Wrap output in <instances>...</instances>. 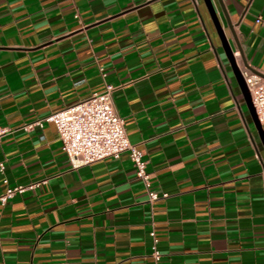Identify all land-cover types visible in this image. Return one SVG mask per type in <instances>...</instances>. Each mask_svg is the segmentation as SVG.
I'll return each mask as SVG.
<instances>
[{"label": "crops", "instance_id": "obj_1", "mask_svg": "<svg viewBox=\"0 0 264 264\" xmlns=\"http://www.w3.org/2000/svg\"><path fill=\"white\" fill-rule=\"evenodd\" d=\"M212 1L264 77V0ZM105 82L154 201L128 151L72 166L34 122ZM0 125V193L44 179L0 203V264H154L151 229L158 264H264V146L204 0H0Z\"/></svg>", "mask_w": 264, "mask_h": 264}, {"label": "built area", "instance_id": "obj_2", "mask_svg": "<svg viewBox=\"0 0 264 264\" xmlns=\"http://www.w3.org/2000/svg\"><path fill=\"white\" fill-rule=\"evenodd\" d=\"M257 21L260 20L258 16ZM242 74L249 88L252 102L258 118L264 129V77L252 71L247 66L241 67ZM105 74V73H103ZM114 85L105 82L99 91L80 98L64 107L51 111L43 118L34 122L41 124L42 119L53 121L55 124L61 147L67 154L72 166L89 163L104 157H119L123 151H128L135 165L136 175L140 177L147 191L148 199L154 201L159 193L151 188L149 173L146 170V159L142 150L128 138L124 119L118 113L113 100ZM33 122L23 124L25 129L32 126ZM8 126L0 125V136L8 132ZM3 162L0 167L3 168ZM7 183V179L4 178ZM44 179L27 183L6 184L0 193V203L15 193L36 187ZM166 195L167 193H162ZM151 255L154 264H158L161 252L157 247L158 236L154 229L150 230Z\"/></svg>", "mask_w": 264, "mask_h": 264}, {"label": "water", "instance_id": "obj_3", "mask_svg": "<svg viewBox=\"0 0 264 264\" xmlns=\"http://www.w3.org/2000/svg\"><path fill=\"white\" fill-rule=\"evenodd\" d=\"M204 1L207 5V8H208L209 13L211 15V18L214 22L215 28L217 30V33L219 35V38H220L221 43L223 45V48L225 50V53L228 57V60L230 62V65L232 67L234 75H235V77L238 81V84L240 86V89L242 91V94H243V97L245 99L248 110L252 116L254 124H255V126L258 130L259 136L261 138L262 144L264 146V129L260 123V120L258 118L256 109H255V106L252 102L251 94H250L249 88L247 86V83L244 79V76L242 74V69H241L240 63L238 62L236 56L233 53V50H232L231 45L229 43L228 37H227V35L223 29L222 23H221L220 18L217 14V11H216V8L213 4V1L212 0H204ZM233 35H234V33H233Z\"/></svg>", "mask_w": 264, "mask_h": 264}]
</instances>
